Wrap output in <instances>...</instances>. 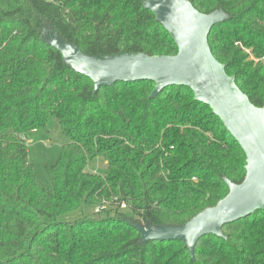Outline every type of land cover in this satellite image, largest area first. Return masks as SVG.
Returning a JSON list of instances; mask_svg holds the SVG:
<instances>
[{
  "label": "trees",
  "instance_id": "1",
  "mask_svg": "<svg viewBox=\"0 0 264 264\" xmlns=\"http://www.w3.org/2000/svg\"><path fill=\"white\" fill-rule=\"evenodd\" d=\"M145 1L0 0V264H264V209L226 224L225 237L203 236L194 255L139 230L182 226L245 179L246 155L210 106L186 86L96 89L49 42L97 58L175 55ZM189 1L225 14L212 53L263 107L264 0ZM50 119L69 139L48 167L51 186L36 179L27 146ZM95 159L102 174L87 168Z\"/></svg>",
  "mask_w": 264,
  "mask_h": 264
},
{
  "label": "water",
  "instance_id": "2",
  "mask_svg": "<svg viewBox=\"0 0 264 264\" xmlns=\"http://www.w3.org/2000/svg\"><path fill=\"white\" fill-rule=\"evenodd\" d=\"M145 7L170 34L175 55L121 54L97 58L74 45L52 37L49 42L79 73L89 77L96 89L116 82H153L152 96L170 86L189 87L195 100L210 106L246 155L242 183L227 181L228 194L182 226L139 227L144 240H178L191 255L200 238L225 237L223 227L264 209V106L254 105L239 88L235 76L213 55L209 35L225 17L223 12L204 14L189 0H146Z\"/></svg>",
  "mask_w": 264,
  "mask_h": 264
},
{
  "label": "rangeland",
  "instance_id": "3",
  "mask_svg": "<svg viewBox=\"0 0 264 264\" xmlns=\"http://www.w3.org/2000/svg\"><path fill=\"white\" fill-rule=\"evenodd\" d=\"M68 141V137L62 132L58 122L54 119L48 121L46 128L28 134L29 159L34 165L35 177L39 182L49 186L52 185L48 167L58 161L62 146ZM87 168L102 174L106 169V163L103 160L95 159L89 162ZM87 210L89 213L94 212L93 208H87ZM76 216H80V212L71 214L67 218L74 219L77 218ZM140 227L147 228L144 225Z\"/></svg>",
  "mask_w": 264,
  "mask_h": 264
},
{
  "label": "built area",
  "instance_id": "4",
  "mask_svg": "<svg viewBox=\"0 0 264 264\" xmlns=\"http://www.w3.org/2000/svg\"><path fill=\"white\" fill-rule=\"evenodd\" d=\"M123 207H125V206H123Z\"/></svg>",
  "mask_w": 264,
  "mask_h": 264
}]
</instances>
